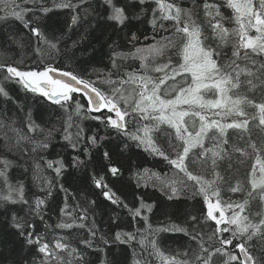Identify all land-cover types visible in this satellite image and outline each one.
I'll return each mask as SVG.
<instances>
[{
	"label": "snow or ice",
	"instance_id": "snow-or-ice-1",
	"mask_svg": "<svg viewBox=\"0 0 264 264\" xmlns=\"http://www.w3.org/2000/svg\"><path fill=\"white\" fill-rule=\"evenodd\" d=\"M183 2L153 0L156 7L151 9L149 17L146 0H52L51 6L49 0H0V12L3 13L0 15V49L4 50L0 53V96L6 102L13 99L6 86L18 84L26 92L45 98L65 110L62 139L73 150L84 145V154L91 148L100 152L105 137L98 130L88 135L78 122L92 119L109 133L114 130L118 138L127 137L136 142L137 147L163 158L173 170L172 175L152 172L148 176V180L154 178V186L159 184L166 196L165 201L129 205L106 183L109 174L112 178H123L121 169L124 165L119 160L122 152L108 148L93 160H81L77 154L73 158V166L87 169L91 165L92 175L88 178L95 188L101 190L104 199L125 209L132 219L139 218L137 223L142 221L145 227L138 228L136 232L117 231L114 237L99 232L94 221L88 223L89 213L94 216V212L87 205L95 204V201H78L70 205L69 200L75 197L63 183L58 186V190L65 194L58 222L48 224L44 218L48 198L53 197L57 180L64 174L65 163L61 159L46 160L40 153L49 149L53 132L57 129H45L29 116L27 133L35 135H28L14 127L10 118L0 119V129L4 130L3 143H0V203L4 205L5 216L0 221V244L12 243L14 253L16 246L21 249L27 247L31 253V258L19 255L12 264H92L88 258L90 249H96L99 264H121L114 254L111 258H101L100 253L105 252L110 243L130 244L137 240V236L147 254L143 264H149L147 257L153 255L160 258L161 264H217V261L222 264H264V213L252 218L246 212L250 200L258 199L264 203V145L258 147L250 136L246 148L229 145V130H237L243 138L244 132H250V119L258 117L257 126L264 130V101L255 103L247 96L233 94L242 86L241 76L246 78L245 82L251 89L257 88L254 81L264 86V62L258 63L252 58L253 55L264 56V0H217L215 3L203 0L202 9L198 0H191L187 8L182 6ZM54 8L66 10L69 14L63 25L49 23ZM225 8L231 9V16L224 15ZM200 10L209 21L212 37L219 41L217 48L208 45L209 38L194 18ZM145 22L155 31L153 42L141 45L139 26ZM14 23H19L27 36L18 34L11 27ZM225 23H234L235 27H225ZM102 25L123 32L127 44L120 43L118 38L112 39L111 34L106 35ZM98 30L100 35L93 37ZM93 39L101 47L106 46L110 64L106 70L93 68L91 73L95 79L89 77L86 66L80 71L60 70L52 66L56 59L81 65L83 62L77 53L90 51L94 54ZM144 39L147 41L148 37ZM232 40H235L232 58L220 63V58L225 55L220 50L221 46ZM124 47L129 50H119ZM29 48L37 62L43 65L42 70H22V62L17 63L14 55L6 54ZM165 56L168 57L167 62L152 69L161 75L153 77L147 74L150 58L155 60ZM240 59L250 61L251 66L241 68L237 63ZM136 60L140 61V69L145 70L143 73L127 70L131 63L125 62L134 63ZM57 72L58 76L52 75ZM125 86H130L131 91ZM76 93L81 94L86 102L75 101L73 110L70 101ZM210 94L215 98H208ZM246 106L254 108L256 116L249 118ZM130 121L151 123L129 131ZM161 125H167L174 131L175 155L160 147L153 136ZM169 136L171 139V133ZM207 141L212 142L211 147H206ZM124 147L130 148V145L125 142ZM248 148L255 154L249 181L251 190L243 202L223 203L221 189L226 180L217 169L223 161L230 160L233 153L249 155ZM25 154L32 163L30 167L23 168L21 175L27 177L31 172L33 184L42 193L33 198H26L23 179L15 184L9 179L8 170L22 167L17 161ZM209 160L212 179L193 173L191 168L197 161L206 166ZM48 169L55 172V178L46 175ZM144 172L133 174L137 188ZM189 187L193 196L203 198L202 216L185 212V223L192 226V231L175 223L154 228L144 210L153 214L159 212L162 216L175 215L170 212L168 202L175 203ZM230 190L236 193L241 191V187L238 184ZM227 212L231 214L227 215ZM37 218L45 225L43 234L37 231ZM109 219L115 224L120 217L110 216ZM77 220L80 222L76 223ZM208 222L214 223L215 231L205 238L202 227ZM197 225L201 226L200 229ZM85 227L87 232L78 239L72 235ZM55 229L71 232L67 237L53 236L48 240V232ZM170 231L189 236L190 244L195 245L190 253H184L185 259L169 258L160 250L157 237ZM226 233H231V236L224 238ZM229 245H234V248H227Z\"/></svg>",
	"mask_w": 264,
	"mask_h": 264
},
{
	"label": "trees",
	"instance_id": "trees-1",
	"mask_svg": "<svg viewBox=\"0 0 264 264\" xmlns=\"http://www.w3.org/2000/svg\"><path fill=\"white\" fill-rule=\"evenodd\" d=\"M147 2V14L151 17V9L156 7L153 3V0H146ZM170 2V0H169ZM209 3H215L217 0H208ZM198 3L201 6L203 0H198ZM52 0H49V6H51ZM191 4V0H184L182 6L187 8ZM224 15L231 16V9H223ZM3 13L0 12V15ZM69 14L66 10L56 9L50 13L49 23L55 26L57 23L63 25L68 19ZM198 23L201 24L204 34L208 37V45L217 48L219 41L212 37L211 29L208 27L209 21L205 19L204 12L200 10L197 15L194 17ZM12 28L17 30V33L20 35L27 36V33L22 28L19 23H14L11 25ZM139 40L140 44H151L152 36L154 34L153 27L145 22L140 25ZM225 27L234 28L235 24L225 23ZM102 28L105 30V34H111L112 39H119V42L122 44H127V41L124 39L123 32L114 31L111 27L102 25ZM6 30V29H5ZM168 33H161V35H167ZM99 30L96 33H93V37L99 36ZM145 36L148 37V40L145 41ZM159 37H157L158 39ZM27 42V41H26ZM111 42V41H109ZM235 40L230 41L228 44L221 46V49L225 55L220 58V63H224L230 60L232 53V43ZM93 45L96 48V52L93 54L90 51H85L83 53H77L80 60L83 62L81 65L77 66L74 63H70L67 60L56 59L53 61L52 66L57 67L60 70H73L80 71L82 67H87L89 77L95 79V76L92 75L91 70L96 68L98 70H106L110 67L107 55L106 46L101 47L95 42V39L92 41ZM120 51H128V47L119 49ZM4 50L0 49V53H3ZM8 56H15V61L17 63L22 62V70H42L43 65L39 64L36 58L32 55L31 49L27 51L17 49L15 52L8 51L6 53ZM171 55V53H169ZM243 56V50L241 52ZM253 59H256L257 62H264V56L256 57L253 55ZM168 57L156 58L155 60L151 59L148 62V71L147 74L157 77L161 75L152 71L158 64H164L167 62ZM175 57L173 60L175 62ZM131 63V67L127 68L128 71L133 69L139 70L143 73L145 70L140 69V61L136 60ZM237 63L241 68L246 66H251L250 61H244L243 59L237 60ZM246 78L241 76L242 86L238 90H234V95H243L247 96L249 99H252L255 103L264 101V86H261L258 81L256 89H251L245 82ZM12 100L6 102L3 96H0V119L8 120L9 118L13 121V126L16 128L22 129L27 133L26 121L30 116L35 120L37 124L42 125L45 129H51L55 127L57 130L53 132L50 147L46 152L40 153L46 160L55 161L61 159L65 163L64 174L57 180V188L53 189V197H49L48 206L45 209L44 218L48 224L55 225L58 222L59 209L63 206L64 203V193L58 190L59 183H63L64 187L69 190L74 199L69 200L70 205H75L78 201H95V204H88L93 212L89 213L88 223L95 222L99 232L107 233L109 237H114L117 231L124 232H136L138 228L143 229L145 227L144 223L140 221L137 223L139 218L132 219L127 211L123 208L111 205L106 201L101 193L100 189L95 188L92 185L91 180L88 178L92 175V167L89 165L87 169L83 166L76 168L73 166V158L79 154L81 160H93L98 158L103 151L111 148L115 151L122 152V155L119 157L120 162L124 165L121 169L122 179L112 178L109 174L106 183L109 184V187L116 191L117 195L129 205L135 204L138 206L141 202L146 204H158L166 200V196L160 190L158 183H155L153 180H148L150 173L155 172L161 175L168 174L172 175L173 170L169 166L168 162L159 156L153 155L151 152L145 150L142 147H137L136 142L128 140L127 137H119L117 133L113 130L111 133L106 130L103 125L99 124L97 121L92 119H85L83 121H78L82 126L87 130L88 135H92L93 131H99L101 136L105 137V141H102L103 145L100 148V152L97 153L95 148H91L87 154H84L83 148L81 147L73 150L71 147L67 146V141L62 139L63 127L62 122L65 118V110L60 109L59 106L51 104L45 98L39 97L36 94L31 92H26L20 85L15 83H10L7 86ZM107 87V86H105ZM129 91H131L130 86H125ZM74 99L70 101L72 108H75V101L79 100L81 103H85V99L81 94H73ZM208 98H215L213 95H209ZM86 110V109H85ZM246 112L248 117L251 118L256 116V110L252 107L246 106ZM95 115V114H93ZM228 122V121H225ZM145 123H151L149 121L142 122H132L130 121L129 131H136L138 127H142ZM258 117L255 120L250 119V132H244L243 138H241V133L237 130H229V145H235L236 147L246 148L249 143L248 137H251V141L255 142L258 147L264 145V130L260 129L258 126ZM198 126V123H197ZM3 129H0V143H3ZM171 133V139L169 136ZM28 135H35L33 133H27ZM153 136L156 139L157 144L162 147L167 153L175 155L174 151V131L169 129L167 125H161L160 130L153 132ZM37 138H40L37 136ZM130 145V148H125L124 143ZM212 142L207 141L206 147H211ZM249 155L241 156L239 153H233L231 159H226L222 162L220 167L217 169L222 175L225 176L226 182L222 185L221 189V200L223 203H232V202H243L247 197V193L251 190V185L249 183L251 177L250 173L252 172V165L255 163V154L252 153L251 148L247 149ZM27 153V150H25ZM11 158V157H10ZM38 158V157H37ZM195 159V155H193ZM27 161V163H26ZM22 167H13L8 170L10 181L15 184L17 180L23 179L25 181V191L26 198H33L36 195H41L40 189L33 184L31 180V172L28 173L27 177L21 175L23 168L30 167L32 160L25 154L20 157L17 161ZM43 164V161H41ZM148 170V172H144ZM194 174L203 175L205 179H212L211 172V161L206 166H201L199 161L191 168ZM137 171L144 172V178L140 181V187L137 188V181L134 178L133 174ZM87 172V175L85 173ZM103 174V172L101 173ZM257 176L259 172L257 171ZM46 175L55 178V172L48 169L46 170ZM240 185L241 191L233 193L231 192V187H236ZM215 200V198H213ZM170 205V212H174L175 215L162 216L159 212L148 213L147 210H144V214L149 216L150 223L152 226L160 227L170 223L178 224L182 227H187L189 231H192V226L186 224L185 212L190 215L202 216V207H203V198L202 196H193L192 189L189 187L188 191L184 193L175 203L168 202ZM19 207V206H17ZM246 212L250 213L252 218L257 217L258 214L264 213V203L260 202L258 199H253L249 201ZM230 215V212L226 213ZM110 216H119L120 220L118 223H112L109 219ZM4 216V205L0 203V221H3ZM80 221L77 220L76 223ZM197 229H200V225L196 226ZM37 231L41 234L45 231V225L39 222L37 218ZM215 231V225L213 222H208L203 224L202 233L207 236L211 235ZM71 232V230H59L55 229L54 231L48 232V240H52L53 236H65ZM87 232V227H85L81 232L75 233L72 235L75 238H79L80 235H83ZM98 232V235H99ZM231 236V233L224 234V238ZM139 236L137 240L131 242L130 244H109L105 252H101V258H111V255L114 254L121 261V264H136L137 261H140V264H143V261L147 254L142 250L139 244ZM159 241V248L164 253L165 256L171 258L176 257L178 260L185 259L184 253L187 251L190 253L191 248L195 247L194 244H190V237L177 232H162L157 237ZM14 245L8 243L7 245L0 244V264H12L14 258H18L19 255H26L31 258V253H29L28 248L23 249L16 246V252L12 251ZM149 251H151L150 244L148 245ZM229 249H233L234 245L227 246ZM238 251V250H236ZM91 253L88 258L92 261V264H99V260L96 257V249H90ZM149 264H161L160 258L156 256L147 257ZM217 264H222L221 261H217Z\"/></svg>",
	"mask_w": 264,
	"mask_h": 264
},
{
	"label": "water",
	"instance_id": "water-1",
	"mask_svg": "<svg viewBox=\"0 0 264 264\" xmlns=\"http://www.w3.org/2000/svg\"><path fill=\"white\" fill-rule=\"evenodd\" d=\"M52 75H54V76H58L59 75V73L57 72V73H52Z\"/></svg>",
	"mask_w": 264,
	"mask_h": 264
},
{
	"label": "rangeland",
	"instance_id": "rangeland-1",
	"mask_svg": "<svg viewBox=\"0 0 264 264\" xmlns=\"http://www.w3.org/2000/svg\"><path fill=\"white\" fill-rule=\"evenodd\" d=\"M252 34H254V32Z\"/></svg>",
	"mask_w": 264,
	"mask_h": 264
}]
</instances>
